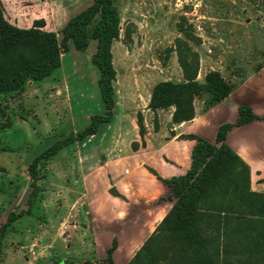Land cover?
<instances>
[{
    "label": "rangeland",
    "instance_id": "rangeland-1",
    "mask_svg": "<svg viewBox=\"0 0 264 264\" xmlns=\"http://www.w3.org/2000/svg\"><path fill=\"white\" fill-rule=\"evenodd\" d=\"M32 1L46 2L53 9L45 30L60 32L93 0ZM116 6L122 21L120 39L113 45L117 118L102 125L98 135L64 148L39 166L41 191L31 214L11 227L0 264H82L83 260L89 264L95 253L86 201L90 192L108 190L106 150L128 143L123 133L133 145L139 135V114L147 133L163 130L169 136L172 109L155 114L148 105L159 82L185 81L181 52L197 55L200 81L210 71H219L236 95L248 81L251 86L260 81L256 83L255 77L264 69V1L116 0ZM97 24L98 19L89 26L82 46L71 45L63 53L60 70L0 98L2 223L10 212L28 209L29 166L34 158L85 128L92 115L104 112L100 73L92 63ZM206 99L196 100L199 115L205 113ZM85 243L90 244L88 249Z\"/></svg>",
    "mask_w": 264,
    "mask_h": 264
},
{
    "label": "trees",
    "instance_id": "trees-1",
    "mask_svg": "<svg viewBox=\"0 0 264 264\" xmlns=\"http://www.w3.org/2000/svg\"><path fill=\"white\" fill-rule=\"evenodd\" d=\"M96 19L97 46L92 63L100 73L98 87L104 112L92 115L85 128L71 132L68 138L56 142L31 162L28 209L10 212L4 223L0 213V261L11 227L31 214L41 191L39 166L64 148L98 135L102 125L113 121L117 106L113 45L120 39L122 22L116 0H93L90 6L71 17L60 32L45 30L43 20L23 29L6 19L0 1V98L22 91L29 82L44 81L60 70L63 53L71 45H83L89 26ZM180 64L185 81L159 82L148 105L155 114L174 109L173 124L196 118V100L207 97L206 112L234 92V86L219 71H210L200 81L196 54L181 52ZM254 121H264V117L242 105L236 123H224L218 128L215 142L195 134L181 135L180 140L195 141V146L190 168L180 176L162 178L147 167L158 181L171 188L168 199L174 204L128 264H264V194L252 190L250 166L226 143L234 127ZM137 122L139 134L144 137L147 129L143 115L139 114ZM132 147L137 150L139 144L134 142ZM110 192L125 199L115 188ZM117 248L115 238L107 250V263L115 264Z\"/></svg>",
    "mask_w": 264,
    "mask_h": 264
},
{
    "label": "crops",
    "instance_id": "crops-1",
    "mask_svg": "<svg viewBox=\"0 0 264 264\" xmlns=\"http://www.w3.org/2000/svg\"><path fill=\"white\" fill-rule=\"evenodd\" d=\"M0 1L6 19L23 29L33 27L36 21L46 23L53 11L46 2ZM20 1L29 4H21ZM30 23L31 26H25ZM255 79L256 83L260 80L257 85L251 86L248 81L239 89V95L232 93L202 115L197 113L194 120L173 124L169 136L163 130L154 133L148 130L144 137L136 134L133 141L139 147L134 150L128 134L123 133L128 143L110 146L106 150L104 164L110 170L108 190L105 193L90 192L86 201L95 253L89 264H109L106 262L107 250L115 238L118 239V248L114 262L128 264L172 209L174 202L168 199L172 194L171 188L158 181L147 167L154 169L162 178L184 174L190 168L195 141L180 140L181 135L195 134L215 142L218 128L224 123H236L238 108L242 105L251 107L256 115L264 117V69ZM116 118L117 111L113 121ZM209 122L211 127L208 128L206 124ZM226 143L250 166L252 190L264 194V121L234 127L228 133ZM99 149L95 148L96 154L100 153ZM112 188L125 199L111 194ZM88 247L90 244L85 243L84 249ZM82 264H87V261L83 260Z\"/></svg>",
    "mask_w": 264,
    "mask_h": 264
}]
</instances>
